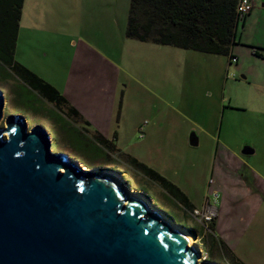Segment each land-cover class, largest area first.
I'll list each match as a JSON object with an SVG mask.
<instances>
[{"label": "rangeland", "instance_id": "374dc122", "mask_svg": "<svg viewBox=\"0 0 264 264\" xmlns=\"http://www.w3.org/2000/svg\"><path fill=\"white\" fill-rule=\"evenodd\" d=\"M252 1L259 15L239 31L257 53L238 48L237 66L228 67L226 57L127 38L130 0H23L14 61L53 87L79 117L39 98L0 63V127L12 115L22 117L28 130L42 127L53 153L65 154L87 170L121 174L132 192L149 199L192 238L199 263L231 264L219 257L208 225L130 161L180 184L195 204L206 196L214 199L221 181L214 172V185H209L210 140L216 144L220 132L219 146L226 139L238 151L250 137L248 124L264 125V0ZM9 74L11 79L4 81ZM232 74L235 79H226ZM140 124L145 125L144 139L138 138ZM96 131L109 138L112 151L94 141L102 136ZM192 133L200 137L196 147L188 142ZM194 152L201 156L197 163ZM254 164L259 169L256 160ZM216 216L217 210L213 220Z\"/></svg>", "mask_w": 264, "mask_h": 264}, {"label": "water", "instance_id": "95a60500", "mask_svg": "<svg viewBox=\"0 0 264 264\" xmlns=\"http://www.w3.org/2000/svg\"><path fill=\"white\" fill-rule=\"evenodd\" d=\"M4 99L0 92V123ZM194 133L189 145L197 146ZM122 175L53 153L20 116L0 127V264H215ZM182 229V230H179Z\"/></svg>", "mask_w": 264, "mask_h": 264}, {"label": "trees", "instance_id": "16d2710c", "mask_svg": "<svg viewBox=\"0 0 264 264\" xmlns=\"http://www.w3.org/2000/svg\"><path fill=\"white\" fill-rule=\"evenodd\" d=\"M243 1L249 6L246 12L238 11ZM22 5L23 0H0V63L6 65L39 98L57 108L65 106L67 114L77 119L78 113L68 106L53 87L14 61ZM252 11L251 0H130L125 36L141 43L226 57L228 67L237 66L238 57L233 54L232 49L239 44L243 34L239 28L245 27ZM256 53L252 48V54ZM232 75L235 79L236 76ZM225 77L230 79V75ZM94 141L107 151L113 150L111 144L101 136H97ZM84 146L87 147L86 144ZM130 162L185 210L193 214L198 209L165 178L137 161ZM205 199L208 200L209 197L206 196ZM215 199H209L208 202L212 204ZM212 225L213 222L208 225L210 231ZM204 242H207L206 238ZM210 245L213 247L212 241Z\"/></svg>", "mask_w": 264, "mask_h": 264}, {"label": "crops", "instance_id": "0c3cea01", "mask_svg": "<svg viewBox=\"0 0 264 264\" xmlns=\"http://www.w3.org/2000/svg\"><path fill=\"white\" fill-rule=\"evenodd\" d=\"M254 5L256 4L252 1L253 11L247 18L245 26L259 15V10L255 9ZM251 45L243 31L239 44L233 47L232 52L238 57V48L248 47L252 50ZM241 78L245 80L243 75ZM10 79L9 74V79L4 81ZM259 121L261 120L255 122ZM84 124L88 125L87 122ZM144 128L145 125L141 124L137 127L139 139L145 138ZM248 128L250 137L238 151L226 145L228 142L226 139L219 146L220 132L217 133L216 144L214 140H210L214 152L209 185H214V172L221 181L219 187L213 190L218 199H215L217 216L211 227V237L215 242V248L221 251L219 257L226 258L231 264H264V125L249 123ZM100 135L106 137L103 133ZM109 135L111 136L110 132L108 137ZM197 141L200 143V137ZM192 154L196 163L200 161L201 156L197 157L196 152ZM254 160L257 161L259 169L255 168ZM167 181L175 185L194 208L201 207L203 199L202 202L195 204L191 201L190 194L181 190L180 184L169 179Z\"/></svg>", "mask_w": 264, "mask_h": 264}, {"label": "built area", "instance_id": "2783aa9c", "mask_svg": "<svg viewBox=\"0 0 264 264\" xmlns=\"http://www.w3.org/2000/svg\"><path fill=\"white\" fill-rule=\"evenodd\" d=\"M248 9H249V6H247L246 1H243L240 4V6L238 7V11H240V12H244V11L246 12V11H248ZM229 78H234V76L230 75ZM140 132H142V129H140ZM215 198H216V196L214 197V199ZM208 201H209V199L208 200L205 199L201 209L193 211L194 216L195 217H200V219L203 222H205L207 225H209L210 223H212L214 221L213 218L216 215L215 202L210 204V202H208Z\"/></svg>", "mask_w": 264, "mask_h": 264}, {"label": "bare ground", "instance_id": "6f19581e", "mask_svg": "<svg viewBox=\"0 0 264 264\" xmlns=\"http://www.w3.org/2000/svg\"><path fill=\"white\" fill-rule=\"evenodd\" d=\"M136 197H142V196H139V195H137L136 194V192H132ZM163 221H165L166 223H169L170 224V221L168 220V218H166V217H164V215H163V217L161 218ZM179 230H182V229H179ZM182 231H184V230H182ZM185 232V231H184ZM186 233V232H185ZM187 234V233H186ZM188 235V234H187ZM189 236V235H188ZM190 237V236H189ZM190 239H191V245L193 244V241H192V238L190 237Z\"/></svg>", "mask_w": 264, "mask_h": 264}]
</instances>
